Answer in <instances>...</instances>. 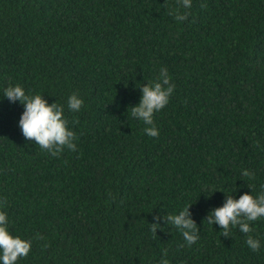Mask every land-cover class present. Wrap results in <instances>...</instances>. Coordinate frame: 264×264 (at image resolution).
<instances>
[{"label":"trees","instance_id":"1","mask_svg":"<svg viewBox=\"0 0 264 264\" xmlns=\"http://www.w3.org/2000/svg\"><path fill=\"white\" fill-rule=\"evenodd\" d=\"M176 9L0 0V212L32 242L16 264H264V217L228 237L206 222L225 195L264 190V0H191L185 21ZM161 69L174 90L150 137L131 108ZM16 85L62 106L74 151L53 157L23 137V105L3 97ZM188 205L193 245L167 219Z\"/></svg>","mask_w":264,"mask_h":264},{"label":"clouds","instance_id":"2","mask_svg":"<svg viewBox=\"0 0 264 264\" xmlns=\"http://www.w3.org/2000/svg\"><path fill=\"white\" fill-rule=\"evenodd\" d=\"M206 7V5H203ZM190 8L191 0H177V9L170 12L177 21L188 19V13L179 11V8ZM160 76L153 84L144 85L141 88L142 96L140 103L131 108V115L142 120L146 125L145 132L150 137L159 135L158 129L153 125V115L163 109L169 102V97L174 90V85L170 84V77L167 69H161ZM3 97L9 102H17L23 105V112L19 119V127L23 137L28 141H34L41 149L47 150L53 157H57L67 147L74 151L76 145L73 143L75 135L67 127V121L63 117V108L56 103L51 105L42 98V95L29 96L25 94L19 85L9 86L4 90ZM83 101L76 94L71 95L67 101V107L71 111H79ZM249 179L254 178V174L248 170L242 173ZM264 189V185L261 186ZM223 206L214 208L206 217V222H215L223 230L221 235L228 237L231 227H238L244 234L252 232L250 222H254L264 217V190L257 197L250 193L240 195L238 199H233L232 195L226 196ZM6 203V201H4ZM191 205V204H190ZM185 207L176 215H169L167 219L182 234L188 245H193L199 239L195 222L190 218L189 206ZM7 218L0 212V262L2 264H16L19 258L27 257L31 248V240L25 241L20 237H13L7 230ZM157 225H151V231L155 233ZM37 239L43 237L37 234ZM246 245L256 252L260 248L259 240L251 235L247 236ZM165 255L167 252L165 251ZM160 264H169L167 259H161Z\"/></svg>","mask_w":264,"mask_h":264}]
</instances>
